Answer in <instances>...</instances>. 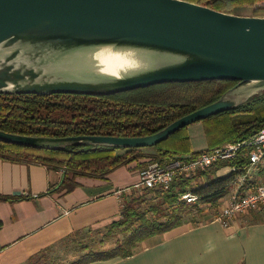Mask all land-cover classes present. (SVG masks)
<instances>
[{"label":"water","instance_id":"95a60500","mask_svg":"<svg viewBox=\"0 0 264 264\" xmlns=\"http://www.w3.org/2000/svg\"><path fill=\"white\" fill-rule=\"evenodd\" d=\"M101 46L139 52L149 65L112 77L75 65L70 57L59 60ZM209 80L236 84L149 135L45 137L0 130L1 142L45 149L151 147L184 126L234 108L264 93V16L186 0H0V94L109 95Z\"/></svg>","mask_w":264,"mask_h":264},{"label":"trees","instance_id":"16d2710c","mask_svg":"<svg viewBox=\"0 0 264 264\" xmlns=\"http://www.w3.org/2000/svg\"><path fill=\"white\" fill-rule=\"evenodd\" d=\"M186 1L227 13H232L235 7L249 6L253 8L254 16H264V0ZM235 84L236 81L230 80L169 82L109 95L0 94V130L45 137L145 136L215 101ZM198 122L202 123L206 138L203 150L192 149L188 126H184L151 146L155 149V155L150 160L161 164L176 157L189 160L224 143L249 138L264 127V93ZM140 149L93 145L45 149L0 141V158L13 162L38 163L57 169L61 167L71 177H101L112 168L143 157L135 154ZM246 161L243 153L239 152L233 160L218 162L211 167L215 171L221 166H242ZM208 169L198 171L195 175L178 176L165 191L145 189L142 197L132 199L127 196L122 201L120 219L107 229L108 234L119 229L123 233L115 246L103 251L82 249V253L68 264L129 256L142 241L179 225L192 211L199 212L200 205H209L214 209L218 198L230 193L234 178L240 171L229 169L225 175L211 178ZM259 173L263 174L264 169H259ZM186 191L198 196L196 204L180 199V194ZM148 196L150 198L147 199Z\"/></svg>","mask_w":264,"mask_h":264},{"label":"crops","instance_id":"0c3cea01","mask_svg":"<svg viewBox=\"0 0 264 264\" xmlns=\"http://www.w3.org/2000/svg\"><path fill=\"white\" fill-rule=\"evenodd\" d=\"M187 131L193 150L206 147L201 122ZM138 168L129 163L101 177H71L61 167L0 158V264H40L48 254H67L88 236H102L120 219L129 194L123 189L135 182ZM220 169L209 168L211 178L226 174ZM255 172L256 179L248 177L239 190L257 182L262 174ZM235 189L232 184L230 193ZM216 213L217 205H202L179 225L139 243L131 255L85 264H264V211L247 212L226 227L213 219Z\"/></svg>","mask_w":264,"mask_h":264},{"label":"built area","instance_id":"2783aa9c","mask_svg":"<svg viewBox=\"0 0 264 264\" xmlns=\"http://www.w3.org/2000/svg\"><path fill=\"white\" fill-rule=\"evenodd\" d=\"M239 152L246 157L247 163L242 166H229L231 171H240L233 181L236 189L232 193L218 198L217 213L213 217L223 227H226L233 218L247 212L264 211V173L255 184L245 189V191L239 190L247 179L249 169L257 164L264 163V127L249 138L224 143L189 160L176 157L165 164L150 160L137 171L135 182L124 188L123 191L126 193L145 189L165 191L170 188L178 176L195 175L198 171H204L218 162L231 161ZM180 199L190 204L198 202V196L190 191L181 193Z\"/></svg>","mask_w":264,"mask_h":264},{"label":"bare ground","instance_id":"6f19581e","mask_svg":"<svg viewBox=\"0 0 264 264\" xmlns=\"http://www.w3.org/2000/svg\"><path fill=\"white\" fill-rule=\"evenodd\" d=\"M68 57L76 60L75 65L107 76H120L131 73L149 65V59L139 52L114 49L110 46L81 49L59 57L61 61H69ZM71 73H76L69 68Z\"/></svg>","mask_w":264,"mask_h":264},{"label":"rangeland","instance_id":"374dc122","mask_svg":"<svg viewBox=\"0 0 264 264\" xmlns=\"http://www.w3.org/2000/svg\"><path fill=\"white\" fill-rule=\"evenodd\" d=\"M232 13L237 14V15H253L254 11H253L252 7L241 6V7H235L234 9H232ZM259 95H261V94H259ZM201 139L203 140V138H201ZM151 149L152 150H149L150 152H148L147 154H146V152H144L145 150L137 151L135 154L136 155L139 154L143 157H141L137 160H132V162H130V163H134L136 167H144L150 161V159L155 155V149H153V148H151ZM149 153H152V156L146 157V156H148ZM144 159H149V161L145 163V162H143ZM138 169H141V168H138ZM218 169H220V167ZM259 169H262V170L264 169V163L257 164L253 168H250L248 171L247 178L249 177V179H252L251 181L255 180L256 179L255 177L257 176V175L254 176L256 173L255 170L258 171ZM228 171H229L228 166H223V167H221L219 174H225ZM259 178L260 177H258V179ZM128 196L133 199L134 197H136V198L142 197V196H144V194H143V191L135 190V191H131ZM148 198H150V197L148 196L147 199ZM193 213H195V211H192L189 215H191ZM122 235H123V233L119 229V230H116V232L113 234L112 233L108 234V232H106L102 235L103 237L100 235L96 236L95 239L88 236L87 238L82 240V244L71 245V248L69 249L67 254H66V252H64L62 254H59L57 252L53 253V254H48L44 259H42L40 261V264H68L72 260H74L75 257L77 258L78 255H80L82 253V249H86L85 251H88V250H92V251H101L102 250L103 251V250L111 249L115 246L116 241L120 240Z\"/></svg>","mask_w":264,"mask_h":264}]
</instances>
